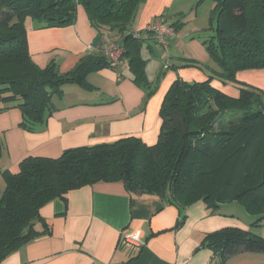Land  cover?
Returning <instances> with one entry per match:
<instances>
[{"label": "trees", "instance_id": "obj_1", "mask_svg": "<svg viewBox=\"0 0 264 264\" xmlns=\"http://www.w3.org/2000/svg\"><path fill=\"white\" fill-rule=\"evenodd\" d=\"M143 1L0 0V112L17 106L21 126L36 130L57 109L53 97L61 96L66 84L90 90L88 74L110 66L104 54L86 55L67 72H60L55 62L41 67L33 61L26 19L68 26L76 20L78 4L97 31L116 33L132 79L144 83V41L129 32ZM216 2L217 43L210 41L207 48L220 66L218 78L237 83L240 94L218 88L213 76L194 82L178 77L163 98L156 143L127 136L70 148L57 158L28 156L18 172L2 170L6 185L0 191V263L41 234L34 223L44 204L87 184L117 181L132 194L168 198L180 209L199 200L212 210L239 201L256 216L251 228H221L209 233L204 244L219 264L240 251L264 253V237L252 230L264 225L263 92L237 77L240 71L264 69V0ZM147 83L151 94L155 86Z\"/></svg>", "mask_w": 264, "mask_h": 264}, {"label": "crops", "instance_id": "obj_2", "mask_svg": "<svg viewBox=\"0 0 264 264\" xmlns=\"http://www.w3.org/2000/svg\"><path fill=\"white\" fill-rule=\"evenodd\" d=\"M181 2L144 0L138 7L129 32L138 31L144 41V83L132 79L128 59L122 57L118 68L104 66L88 74L93 87L90 90L66 84L63 94L53 97L57 109L36 130L21 126L22 112L17 106L0 112V191L6 185L2 170L18 172L20 162L28 156L57 158L70 148L127 136L156 143L162 124L161 104L173 80H205V75L188 71L180 61L192 60L190 56L201 45L198 38H191L187 25L175 21L185 15ZM159 16L178 27V35L170 41L165 55L153 48L152 41H157L147 31ZM25 26L33 61L41 67L55 62L60 72L71 70L90 54H104L108 61L104 50L118 38L115 32L97 31L81 4L77 5L76 20L71 25L48 27L28 17ZM167 62L168 67H164ZM249 73L264 76V69L237 74L239 80L264 88V77L262 83H257L247 76ZM147 82L155 86L151 94ZM228 204L212 210L199 200L180 209L168 198L132 194L120 181L87 184L44 204L34 223L41 234L0 264H219V257L204 244L206 236L229 226L250 229L253 222L246 225L235 219ZM252 230L264 237V225ZM258 253L240 251L224 264H264L256 258L260 257ZM238 256L239 260L233 262Z\"/></svg>", "mask_w": 264, "mask_h": 264}, {"label": "rangeland", "instance_id": "obj_3", "mask_svg": "<svg viewBox=\"0 0 264 264\" xmlns=\"http://www.w3.org/2000/svg\"><path fill=\"white\" fill-rule=\"evenodd\" d=\"M181 7L184 9L185 15L182 16V20L178 19L175 21H179L182 22L183 25H187L189 31H191V38H198L199 44L201 45L199 50L195 51V54H193L194 56H190V59L192 60L180 61L185 65V68H187L188 71L196 72L198 75L201 73L205 75V79L213 76L214 78L212 83H214V85L232 96H238L240 94V87L237 83L232 81H224L218 78L220 66L207 48V44L210 41H214L215 44L217 43L216 27L218 19V7L216 0H182ZM152 42L153 43H150L153 48H155V50L161 53L164 52L163 48L158 45V43H155L154 41ZM163 54L165 55V52ZM174 65L179 66L180 62H174ZM171 68L174 71L176 69L173 66ZM247 76H249L252 81L257 83H262V79L264 77L262 73H249ZM194 81L195 80L192 82ZM255 86L259 87L257 85ZM260 89H262L264 100V88ZM226 206L233 208L235 219L240 220L246 225H249V223H251L250 221H253L256 218V216L247 213L244 206L239 201L229 203ZM258 256L260 257L256 258L264 263V254L258 253ZM239 257L240 256L234 258L232 261H238Z\"/></svg>", "mask_w": 264, "mask_h": 264}, {"label": "built area", "instance_id": "obj_4", "mask_svg": "<svg viewBox=\"0 0 264 264\" xmlns=\"http://www.w3.org/2000/svg\"><path fill=\"white\" fill-rule=\"evenodd\" d=\"M147 30L153 32L157 43L166 52L170 47V41L178 35V30L175 26L169 24L163 16H159L152 23H150L147 26ZM134 34L136 36L140 35L138 31H134ZM104 53L108 58L110 66L112 68H118L124 54V46L120 41L113 39L106 46ZM168 65L169 63L167 62L164 67H168Z\"/></svg>", "mask_w": 264, "mask_h": 264}]
</instances>
